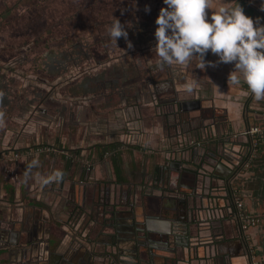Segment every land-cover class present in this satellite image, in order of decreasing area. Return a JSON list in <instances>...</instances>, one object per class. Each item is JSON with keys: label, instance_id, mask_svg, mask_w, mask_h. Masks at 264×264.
<instances>
[{"label": "crops", "instance_id": "obj_1", "mask_svg": "<svg viewBox=\"0 0 264 264\" xmlns=\"http://www.w3.org/2000/svg\"><path fill=\"white\" fill-rule=\"evenodd\" d=\"M158 1L159 12L165 6ZM236 2L264 25L262 0H210L206 11ZM151 31L133 33L139 50H128L122 62L135 63V81L127 77V85L110 88L103 99L52 106L40 86L48 77L30 66L25 71L34 86L20 80L17 94L25 103H0V264H252L253 254L264 258V136L252 156L251 137L243 133L252 122L264 123V99H254L242 80L228 82L234 64L218 62L210 50L204 69L199 57L157 66ZM109 59L94 57L89 68L101 71L99 65L115 62ZM0 60V68L9 61ZM4 69L6 75L17 70ZM13 91L2 86L0 96ZM97 145L111 146V154L102 155ZM57 170L61 179L41 182ZM234 196L259 219L247 231Z\"/></svg>", "mask_w": 264, "mask_h": 264}, {"label": "rangeland", "instance_id": "obj_2", "mask_svg": "<svg viewBox=\"0 0 264 264\" xmlns=\"http://www.w3.org/2000/svg\"><path fill=\"white\" fill-rule=\"evenodd\" d=\"M158 3V0H0V54L5 55L9 60L3 63L0 73L6 72L4 68L17 69L15 74H10L14 82L17 81L13 84L14 91L10 98L16 104L25 103V97L22 98L17 94L22 88V82L28 80L25 68L28 69L33 65L28 57L43 54L52 48L51 46H54L53 49H60L57 46L63 44V48L70 50L75 41L107 38L108 28L115 19H119L125 26L128 33L127 40L131 41L132 47L127 48L128 44L122 36L117 39L118 47L119 44H124L122 48L115 49L108 44V52L105 53L103 45L99 43L95 48L102 53H97V56L106 59L112 57L115 60L117 55L127 50L138 51L134 34L141 29L157 27L155 19L158 15ZM145 6H149L150 11L146 12ZM151 37H155L154 31H151ZM137 55L144 58V51H140ZM147 55L151 54L148 52ZM24 57H27V61L19 63ZM10 59L17 62L10 64ZM109 61L113 59L110 58ZM94 63L95 61L82 59L78 64H74L71 60V67L66 76L76 74L78 77L80 73L88 72L89 67L96 64ZM98 68L101 70L100 65ZM25 77L26 80H23ZM49 79L46 86L48 89L52 87L51 83L55 82V79ZM12 82L8 81L11 85Z\"/></svg>", "mask_w": 264, "mask_h": 264}, {"label": "clouds", "instance_id": "obj_3", "mask_svg": "<svg viewBox=\"0 0 264 264\" xmlns=\"http://www.w3.org/2000/svg\"><path fill=\"white\" fill-rule=\"evenodd\" d=\"M163 5L166 7L160 8L155 19L157 66L184 65L199 57V67L204 69L205 55L210 50L218 62L234 64L228 82L238 85L242 80L254 99H264V25L259 23V17L254 20L246 15L238 2L230 7L221 6L210 14L206 11L210 9V0H163ZM261 10L264 11V0ZM145 11H150V7L145 6ZM108 36L116 45L123 36L128 47H132L119 19L110 24ZM36 164L33 160L28 168ZM62 176V171L57 170L41 182L59 180Z\"/></svg>", "mask_w": 264, "mask_h": 264}, {"label": "flooded vegetation", "instance_id": "obj_4", "mask_svg": "<svg viewBox=\"0 0 264 264\" xmlns=\"http://www.w3.org/2000/svg\"><path fill=\"white\" fill-rule=\"evenodd\" d=\"M131 33L133 34L134 32L131 31ZM99 43L103 45L104 48L103 50L105 51V53L108 52V47H107L108 44L109 46L115 49L122 48L124 45L123 43H121L119 44L120 46L118 47V44L116 45L115 43L111 42V40L107 36V38H102L99 40L96 39L94 41H90L89 39H85V41H77V42L75 41L73 42L72 48H70V50L63 48V44L57 46L60 49H53L54 46H51L52 48H49V50H47L43 54H38L36 57H32V56L28 57L29 60H32L33 70L35 69L36 71L37 69L36 73L39 72V74L41 73L42 75L46 74V76L48 77V82L47 79L46 81L42 80L44 85H40V82L38 83L34 82L36 85L43 86L45 89H47V93H48L47 102L50 101L49 103L52 106H55L58 102L62 104L63 107H65L66 102L68 100H73L72 101L73 103L81 104V106H85V105L88 106L89 105L88 103L94 101L97 98L103 99L104 96L107 97V94L111 92L110 88L112 87L122 88L128 84L127 82L129 80H127L128 79L127 77L130 78L133 75H135L131 73L133 65L135 66V63H131L132 65L129 64L130 66L127 65L128 67L126 66V64L122 63L124 62V60L129 59L126 58L127 57L126 52L117 55V57H115V60L114 58L109 57L113 59V61L115 62L112 65H106V66L103 65V67H101V71H97V70L94 71L93 68L91 69L89 68L88 72L85 73L82 72L78 75V77H76V74L72 76H66V73L71 67L70 66L71 60L74 62V64H78L82 59L90 60L93 59L94 57H98L97 53L100 54L102 53V51L96 49ZM2 55L3 54H0V56ZM4 57L6 56L4 55L3 58ZM24 59L26 60L27 57H24ZM39 68L41 70H39ZM5 76L6 75L4 73L0 74V89L2 88V86H8L9 88L13 87L14 79L10 77L9 80H7ZM49 78L55 79L54 80L55 82L51 83L52 87L50 89L46 87L47 84L49 83L50 80ZM75 78L76 81L74 82ZM64 80H69V81L64 83L63 82ZM8 81L10 82L13 81L12 85L11 83L9 84ZM131 81H135V80H133L132 78ZM32 86H34V84L28 78L25 87L28 88ZM107 90L108 93H105ZM78 92L79 93L81 92V94L83 95V96L82 95L79 96V99L76 96V93ZM108 98L110 97L108 96ZM0 103L3 104L10 103V97L8 98L7 95L0 96ZM111 152L112 151L110 150L106 151L104 156H109ZM79 161H81V159H76L77 164H79ZM92 167H93L92 165L85 163L82 165V168L87 169L88 171L91 170ZM142 244L146 247H148L149 245L147 242ZM150 256L152 257V255Z\"/></svg>", "mask_w": 264, "mask_h": 264}, {"label": "built area", "instance_id": "obj_5", "mask_svg": "<svg viewBox=\"0 0 264 264\" xmlns=\"http://www.w3.org/2000/svg\"><path fill=\"white\" fill-rule=\"evenodd\" d=\"M243 133L251 137V142L253 145V153L252 156L257 151V145L261 137L264 136V123H255L247 126ZM235 204H236V214L240 221L241 227L243 231H247L248 228L254 224H257L259 219L255 217L245 210L244 203L240 197L234 196ZM252 264H264V258H257L255 254L252 256Z\"/></svg>", "mask_w": 264, "mask_h": 264}, {"label": "trees", "instance_id": "obj_6", "mask_svg": "<svg viewBox=\"0 0 264 264\" xmlns=\"http://www.w3.org/2000/svg\"><path fill=\"white\" fill-rule=\"evenodd\" d=\"M98 149L101 151V154L104 155L106 151L110 149L111 146L97 145Z\"/></svg>", "mask_w": 264, "mask_h": 264}, {"label": "water", "instance_id": "obj_7", "mask_svg": "<svg viewBox=\"0 0 264 264\" xmlns=\"http://www.w3.org/2000/svg\"><path fill=\"white\" fill-rule=\"evenodd\" d=\"M183 105V104H182ZM182 105H181V107H182ZM253 116V115H252ZM252 124H255V122H252ZM230 185H231V183H230ZM230 185H229V187H230Z\"/></svg>", "mask_w": 264, "mask_h": 264}]
</instances>
